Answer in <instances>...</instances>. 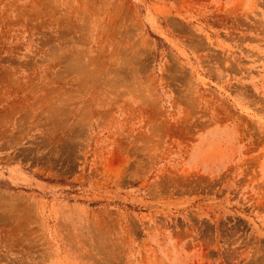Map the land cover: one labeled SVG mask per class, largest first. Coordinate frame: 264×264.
<instances>
[{
    "label": "rangeland",
    "instance_id": "rangeland-1",
    "mask_svg": "<svg viewBox=\"0 0 264 264\" xmlns=\"http://www.w3.org/2000/svg\"><path fill=\"white\" fill-rule=\"evenodd\" d=\"M0 264H264V0H0Z\"/></svg>",
    "mask_w": 264,
    "mask_h": 264
}]
</instances>
